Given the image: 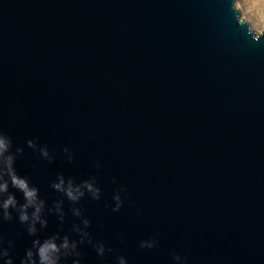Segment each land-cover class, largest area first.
Returning a JSON list of instances; mask_svg holds the SVG:
<instances>
[{"label": "water", "instance_id": "water-1", "mask_svg": "<svg viewBox=\"0 0 264 264\" xmlns=\"http://www.w3.org/2000/svg\"><path fill=\"white\" fill-rule=\"evenodd\" d=\"M0 130L49 204L57 173L98 175L102 200L83 206L117 253L82 246L84 264H264V39L245 36L231 0H0ZM117 186L128 195L112 213ZM56 230L49 217L43 235ZM0 234L17 237L19 264L33 238L15 219Z\"/></svg>", "mask_w": 264, "mask_h": 264}, {"label": "clouds", "instance_id": "clouds-1", "mask_svg": "<svg viewBox=\"0 0 264 264\" xmlns=\"http://www.w3.org/2000/svg\"><path fill=\"white\" fill-rule=\"evenodd\" d=\"M231 9L237 26L244 30L245 36L250 37L253 42L264 39V0H231ZM26 146L37 153L42 161L51 164L56 159L54 150H50L47 144H40L35 138L27 139ZM24 152V147L16 146L13 138L0 130V223L18 220L27 236L33 238L30 246L24 249V254L19 258V264H68L69 260L71 264H84L82 246L91 247L100 262H103L107 255L117 253L116 248L94 238L91 231L93 221L86 215L83 206L85 200H102L98 175L77 179L74 176H66L63 172L57 173L55 178L49 181L48 187L58 198L49 204L31 178L21 175L17 170V159L22 157ZM62 152L65 163H75V155L69 147L65 146ZM101 166L97 161L95 167L100 169ZM33 169L35 170V165ZM112 183H118L116 177L112 178ZM10 189H15V192ZM16 193L21 194L22 203L17 199ZM127 195L126 187L117 186L111 202L106 203L104 207L112 213H119L125 205ZM135 211L137 216L143 215V209L137 207ZM69 215L72 219L66 231ZM52 216L56 218L57 230L43 235L49 227V217ZM99 227L103 228V225ZM116 238L123 243L121 233H116ZM16 239V236L6 239L0 234V264H16L12 254ZM158 246L159 240L155 236L139 242L141 249L150 250ZM114 260L115 264H129L125 255L116 254ZM172 260L174 264H187V258L180 253L173 252Z\"/></svg>", "mask_w": 264, "mask_h": 264}]
</instances>
